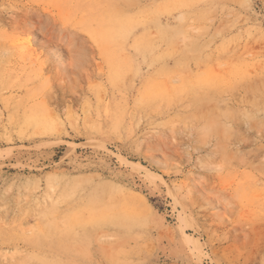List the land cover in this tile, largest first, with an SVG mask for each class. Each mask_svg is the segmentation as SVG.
<instances>
[{
	"label": "rangeland",
	"instance_id": "rangeland-1",
	"mask_svg": "<svg viewBox=\"0 0 264 264\" xmlns=\"http://www.w3.org/2000/svg\"><path fill=\"white\" fill-rule=\"evenodd\" d=\"M137 1L0 0V264H264V0Z\"/></svg>",
	"mask_w": 264,
	"mask_h": 264
},
{
	"label": "snow or ice",
	"instance_id": "snow-or-ice-1",
	"mask_svg": "<svg viewBox=\"0 0 264 264\" xmlns=\"http://www.w3.org/2000/svg\"><path fill=\"white\" fill-rule=\"evenodd\" d=\"M113 8L128 14V15H136V9L142 7L137 3V0H118L117 3L112 5ZM223 243H228L226 237H221ZM213 264H226L224 261H213Z\"/></svg>",
	"mask_w": 264,
	"mask_h": 264
},
{
	"label": "bare ground",
	"instance_id": "bare-ground-1",
	"mask_svg": "<svg viewBox=\"0 0 264 264\" xmlns=\"http://www.w3.org/2000/svg\"><path fill=\"white\" fill-rule=\"evenodd\" d=\"M138 2V1H137ZM144 7V6H143ZM180 15V14H179ZM184 16V15H183ZM185 20V19H184ZM170 24V23H169ZM178 24V23H177ZM164 25V24H163ZM162 25V26H163ZM175 25V24H174ZM189 35V34H188ZM259 105H260V103H259ZM255 108V107H254ZM261 108V107H260ZM231 110H233L232 108H230ZM229 109V110H230ZM223 110H227V109H223ZM235 112V111H234ZM217 113V112H216ZM235 114V113H234ZM217 115V114H216ZM221 115V114H220ZM250 116V115H249ZM251 116H253V115H251ZM215 117V116H214ZM236 118V117H235ZM255 118V117H254ZM249 120H251V122L253 121L252 119H249ZM213 122H215L214 120H213ZM216 123H218V121H216ZM226 123V122H225ZM229 123V122H228ZM219 125H222V124H220V121H219V123H218ZM227 124V123H226ZM218 125V126H219ZM224 128V127H223ZM231 128V127H230ZM250 155V154H249ZM65 177H67V176H65ZM57 179V178H56ZM91 179V178H90ZM86 181V180H85ZM98 181V180H97ZM104 181H106V180H104ZM82 183V182H81ZM86 183V182H85ZM73 190V189H72ZM55 192V191H54ZM32 198V197H31ZM15 207H17V205L15 206ZM21 211V210H20ZM23 211V210H22ZM18 214V213H17ZM19 215V214H18ZM34 217V216H33ZM19 222H20V220H19ZM22 223V222H21ZM16 224V223H15ZM21 225V224H20ZM31 225V224H30ZM23 228V227H22ZM11 252H12V250H11ZM19 252V251H18ZM114 252V251H113ZM13 253V252H12ZM87 253V252H86ZM105 253V252H104ZM86 256V255H85ZM90 256H91V254H90ZM72 260V259H71Z\"/></svg>",
	"mask_w": 264,
	"mask_h": 264
}]
</instances>
